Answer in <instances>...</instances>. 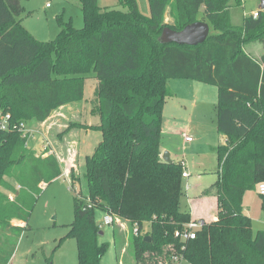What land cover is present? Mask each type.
I'll list each match as a JSON object with an SVG mask.
<instances>
[{
	"label": "trees",
	"instance_id": "1",
	"mask_svg": "<svg viewBox=\"0 0 264 264\" xmlns=\"http://www.w3.org/2000/svg\"><path fill=\"white\" fill-rule=\"evenodd\" d=\"M78 1L84 26L60 18L57 38L40 42L22 25L21 0H0V115H11L10 128L0 132V264L14 257L43 186L63 176L57 157L29 150V137L14 127L81 104L90 78L98 80L100 125L81 127L100 132L102 139L86 156L83 176L72 169L69 177L71 189L82 178L88 189L86 196H75L67 235L77 240L78 264H101L110 248L99 242L97 211L138 225L140 236L132 235L137 264H174V258L264 264V231L254 233L244 213L245 195L258 193L264 183V55L256 59L244 48L264 46V10L236 27L232 0H149V17L137 0H119L126 11L103 9L98 0ZM200 21L211 27L204 44L160 42L165 28L181 31ZM171 80L218 89L217 130L226 138L215 149L219 178L206 192L217 198V219L203 222L194 240L177 237L193 221L181 208L183 167L163 161ZM258 196L264 209V196Z\"/></svg>",
	"mask_w": 264,
	"mask_h": 264
},
{
	"label": "rangeland",
	"instance_id": "2",
	"mask_svg": "<svg viewBox=\"0 0 264 264\" xmlns=\"http://www.w3.org/2000/svg\"><path fill=\"white\" fill-rule=\"evenodd\" d=\"M78 2V0H72V2L71 0H21L24 7L22 25L36 40L40 42L54 41L60 33V18L65 22L72 21L75 28L81 29L84 26V16L78 6ZM137 3L140 12L144 16L149 17L151 14L149 0H137ZM262 3L263 0H232V24L236 27L242 26L244 18L255 13ZM98 4L103 9L117 8L126 11L119 5V0H98ZM47 5H49V8H47ZM200 15H203L202 11ZM165 19L167 23L171 22L168 15ZM251 46L252 44L244 45V48L250 54L255 53L252 51ZM255 46L259 47L260 50L264 49L261 44H256ZM97 81L95 78H90L86 81L85 100L79 105H72L64 109L62 112L65 117L56 115L41 122H27L28 129L33 131L27 148L35 151L38 156L53 155L57 157L63 170V176L43 186L30 211L27 227L17 241L15 255L10 264L79 263L77 240L67 237V235L74 220L75 196L77 194L83 197L86 196L88 189L87 183L83 178L81 183H77L71 189L70 182L64 171L68 169L70 174L73 169L77 176L82 177L86 170V156L92 152L90 150L85 151V146L91 147L95 151L101 142L102 134L100 132L90 131L86 134L85 130L87 128L83 130L81 127L100 125V117L97 113L98 102L95 94L98 87ZM181 81L184 80H172L169 82L170 89L179 97V100L169 98L170 106L179 105L180 99L184 96L182 90L190 93V90L180 86L181 84L179 83ZM209 87L216 89L212 86ZM198 96L197 98H201L204 93H200ZM214 97L215 94L212 97H208L210 101L207 107V111L213 117V120H215ZM198 101L197 109L190 110V104L182 107L181 112L184 119H187L185 124L190 122V113L194 117L202 114V101ZM56 112H60V110L58 109ZM206 115L207 113L205 112L204 116ZM218 136V130H213V133L206 134L203 140L195 136L197 140L193 143L194 145L191 144L190 146H186L187 144L180 139H171L166 152L172 154L175 162L181 161L183 157H190V160L194 162H199L198 159L204 158L207 162L204 168L197 167L193 170L190 184H197L198 181H212L209 185L211 187L218 180V162L216 153L213 151L214 142ZM43 139L49 142V147L45 150L42 144ZM200 142L203 144H200ZM77 149H79L78 153ZM183 182L186 187L185 179ZM4 193L11 198L13 197L7 191H4ZM181 208L182 211H190L187 197L183 198ZM244 213L253 220L254 233L264 231V209L262 200L257 192H248L245 195ZM103 216V212L97 211L96 221L101 222ZM126 224L123 227L121 224L116 223L113 226H106L102 229L103 235H100L99 242L108 243L110 248L102 259L101 264H137L135 250L132 245L133 226L129 222ZM177 264L190 263L185 261V259H180Z\"/></svg>",
	"mask_w": 264,
	"mask_h": 264
},
{
	"label": "crops",
	"instance_id": "3",
	"mask_svg": "<svg viewBox=\"0 0 264 264\" xmlns=\"http://www.w3.org/2000/svg\"><path fill=\"white\" fill-rule=\"evenodd\" d=\"M264 1V0H263ZM47 8H49V5H47ZM259 11H261V6L259 7V9L255 12L258 13ZM252 14H250L249 16H251ZM256 44H252L251 49L253 52L251 55L253 57H255L256 59H261V57L264 55V49L263 53L262 50L259 49V47L255 46ZM172 81V80H171ZM169 81V82H171ZM98 84V81L97 83ZM178 84V83H176ZM179 84H181L180 86L182 88H186L188 90H190V93L187 91H183L184 96L180 99L179 101V105H169V100H167L165 107H164V117H163V135H162V151L163 153L167 151L168 146L171 143V139H180L183 141V143H186V146H190L191 144L195 143L198 137L200 140L204 139V136L210 132L213 133V130H217V100H218V89L214 86V88L216 89H211V85L208 84H204L201 82H197V81H193V80H184L181 81ZM204 86H203V85ZM86 87V85H85ZM172 91V90H171ZM200 93H204V96H202L201 98H197L199 97L198 95H200ZM213 94H215V107H214V111H215V120H213V117L209 115V112L207 111V107L209 106V98L208 97H212ZM172 100L176 99L179 100V97L177 94H175V92L172 91V97H170ZM170 99V100H171ZM84 100H85V94H84ZM83 100V101H84ZM202 101V114H200L198 117H194V115H192L190 113V122L186 123L187 119H184V116L181 112V109L184 105L190 104V110L193 109H197L198 105H199V101ZM72 105H77V104H72ZM72 105H67L64 107H61L59 110L60 112H54L55 115L53 114L51 117H54L56 115L58 116H62L65 117V114L62 112L64 109L71 107ZM79 105V104H78ZM168 107L169 110H168ZM205 112L207 113L206 116H204ZM50 117V118H51ZM210 120V121H209ZM89 126V125H88ZM91 126V125H90ZM82 129V128H81ZM80 129V130H81ZM84 130V129H83ZM86 134H88L91 130H85ZM93 132H97V131H93ZM184 135H187L189 137L192 138L191 142H187L184 138ZM196 136V137H195ZM205 143V142H204ZM226 143V138L221 136L219 134L217 140H215L214 142V148L213 151L216 153L215 149L222 144ZM200 144H203L200 142ZM194 145V144H193ZM198 147V146H197ZM92 151L89 155H92L94 152L93 148H89L88 146H85V151ZM190 150V149H187ZM77 153L79 151V149L76 150ZM87 155V156H89ZM171 159L173 160V162H175V160L172 158V154H170ZM199 162H194L193 160H190L189 158H185L183 157V159L179 162H184L185 163V172H187L189 174L188 178H184L186 181L187 186L185 188V197L188 198V202H189V206H190V214L193 218V220H200L202 222H211L213 220H216V215H215V211L217 208V198L211 194V195H206V192L211 190L213 185L211 187H209V185L212 183L211 182H200L198 181L197 184H190V180L193 177L192 173L194 172L193 170H195L197 167L199 168H204L207 164V162L204 160V158L202 159H198ZM216 160H217V154H216ZM218 162V160H217ZM70 172V170L66 169L64 171L65 175L67 176V174ZM218 179V178H217ZM15 225L17 226H22L25 227L26 223L24 222H20L17 221L15 223Z\"/></svg>",
	"mask_w": 264,
	"mask_h": 264
},
{
	"label": "built area",
	"instance_id": "4",
	"mask_svg": "<svg viewBox=\"0 0 264 264\" xmlns=\"http://www.w3.org/2000/svg\"><path fill=\"white\" fill-rule=\"evenodd\" d=\"M251 16H253L254 18H257L258 13H253ZM10 123H11V115L10 114L0 115V132L1 131H7L10 128ZM14 129L18 130L24 137L28 136L30 138L31 134L33 133V131L28 129V123L27 122H20V123L16 124ZM184 138L187 142L192 141V138L187 136V135H184ZM42 144H43L44 150L49 147V142L46 139H43ZM181 165L183 167V170H185V166H186L185 163L181 162ZM69 175L70 174L68 173L66 177L69 180L70 187H71V181H70ZM188 177H189V174L184 171L183 178H188ZM258 193L260 195L264 196V183H261L258 186ZM116 223L121 224L123 227L127 225L126 224L127 221H124L118 217H114L110 214H104L102 221L99 222V228L103 229L106 226H113ZM202 227H203L202 221L193 220L185 226L182 234L177 233V237H182L183 239H186V240H194V239H196L197 233L202 229ZM133 234L136 237L140 236L138 225L133 226ZM179 260H180L179 258H174V264H177L179 262Z\"/></svg>",
	"mask_w": 264,
	"mask_h": 264
},
{
	"label": "water",
	"instance_id": "5",
	"mask_svg": "<svg viewBox=\"0 0 264 264\" xmlns=\"http://www.w3.org/2000/svg\"><path fill=\"white\" fill-rule=\"evenodd\" d=\"M261 10H264V1L261 5ZM210 33V25L206 22L200 21L186 26L181 31H174L170 28H165L160 37V42L162 44L174 43L178 45L198 46L206 42ZM163 161L168 164L174 163L169 152H164ZM101 235H103V233H101ZM145 241H150V238H146Z\"/></svg>",
	"mask_w": 264,
	"mask_h": 264
}]
</instances>
